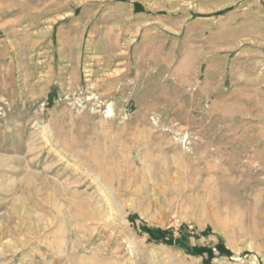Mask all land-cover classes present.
<instances>
[{"label": "rangeland", "instance_id": "374dc122", "mask_svg": "<svg viewBox=\"0 0 264 264\" xmlns=\"http://www.w3.org/2000/svg\"><path fill=\"white\" fill-rule=\"evenodd\" d=\"M0 264H264V0H0Z\"/></svg>", "mask_w": 264, "mask_h": 264}, {"label": "trees", "instance_id": "16d2710c", "mask_svg": "<svg viewBox=\"0 0 264 264\" xmlns=\"http://www.w3.org/2000/svg\"><path fill=\"white\" fill-rule=\"evenodd\" d=\"M151 232H152V230H151ZM152 234H153V233H152ZM168 234H169V231L159 230V231L157 232V234H155V236H158V237H161V238H166ZM168 242L171 243L172 241L169 240Z\"/></svg>", "mask_w": 264, "mask_h": 264}, {"label": "bare ground", "instance_id": "6f19581e", "mask_svg": "<svg viewBox=\"0 0 264 264\" xmlns=\"http://www.w3.org/2000/svg\"><path fill=\"white\" fill-rule=\"evenodd\" d=\"M37 217H38V216H37ZM39 217H40V216H39ZM39 217H38V218H39Z\"/></svg>", "mask_w": 264, "mask_h": 264}]
</instances>
